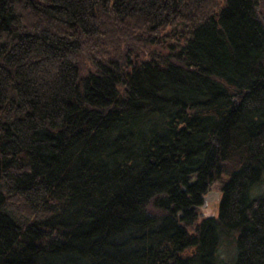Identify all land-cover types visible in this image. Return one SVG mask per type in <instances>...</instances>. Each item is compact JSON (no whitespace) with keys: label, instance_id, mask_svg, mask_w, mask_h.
<instances>
[{"label":"trees","instance_id":"1","mask_svg":"<svg viewBox=\"0 0 264 264\" xmlns=\"http://www.w3.org/2000/svg\"><path fill=\"white\" fill-rule=\"evenodd\" d=\"M262 181L264 0H0V264H264Z\"/></svg>","mask_w":264,"mask_h":264},{"label":"rangeland","instance_id":"2","mask_svg":"<svg viewBox=\"0 0 264 264\" xmlns=\"http://www.w3.org/2000/svg\"><path fill=\"white\" fill-rule=\"evenodd\" d=\"M255 190L259 193L264 192V181L260 182ZM220 199H221L220 190L217 188V186L211 187L206 193L203 194L202 204L198 208L199 217L201 218L206 216H217ZM235 253H236V247H235L234 237L231 236L224 238L220 247L218 248V255H217L218 259L220 257V259H223L226 262V264H228L227 262L233 260Z\"/></svg>","mask_w":264,"mask_h":264},{"label":"water","instance_id":"3","mask_svg":"<svg viewBox=\"0 0 264 264\" xmlns=\"http://www.w3.org/2000/svg\"><path fill=\"white\" fill-rule=\"evenodd\" d=\"M193 181L195 180V178L192 179ZM203 198V197H202Z\"/></svg>","mask_w":264,"mask_h":264}]
</instances>
